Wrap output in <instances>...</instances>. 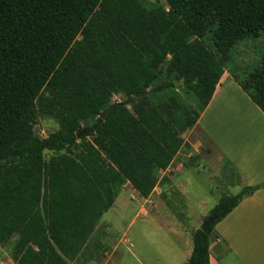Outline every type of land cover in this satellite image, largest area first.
<instances>
[{"label":"trees","instance_id":"1","mask_svg":"<svg viewBox=\"0 0 264 264\" xmlns=\"http://www.w3.org/2000/svg\"><path fill=\"white\" fill-rule=\"evenodd\" d=\"M198 3L147 11L142 0H0V245L17 264H86L90 245L103 247L87 227L85 189L110 209L127 183L148 198L170 181L161 174L192 148L183 134L233 49L264 34V0H217L210 13ZM233 75L264 112V53L253 72ZM182 79L195 106L175 89ZM113 95L124 99L107 105ZM32 107L59 124L47 138L25 119ZM46 150L61 154L47 164ZM260 188L221 196L186 264H211L216 225Z\"/></svg>","mask_w":264,"mask_h":264},{"label":"rangeland","instance_id":"2","mask_svg":"<svg viewBox=\"0 0 264 264\" xmlns=\"http://www.w3.org/2000/svg\"><path fill=\"white\" fill-rule=\"evenodd\" d=\"M142 1L147 11L154 10L159 3L164 2V0ZM216 4L217 0H199L197 7L203 12L210 13L215 9ZM88 36L86 29L79 34V38ZM263 53L264 34L260 38L237 44L233 49L232 62L227 69L232 68L231 72L243 79L246 74L253 72L259 66ZM50 86L51 83L47 85V89ZM185 86V80L182 79L176 82L175 89L185 103L195 106L196 103L189 97L190 93L187 94ZM123 99L122 95H113L106 104ZM34 112L32 107L25 119L40 137L47 138L59 128L55 119L39 118ZM196 125L188 129L183 137L186 139L195 136L199 141L197 150L184 149L178 153L172 165V174H177L176 186L170 180L163 188L157 187L153 196L147 201L142 200L130 184L127 187L125 185L110 209L98 191L86 189L83 191L82 198L89 202V205L86 203L87 206H83V209L89 215L86 219L90 236L93 238L92 243L103 245L99 250L95 249L94 244L90 245L89 253L85 257L88 259L86 264H92L93 260V264H169L171 261L169 234L159 229L151 220L165 217L169 211L176 215L175 211H177L184 214L185 224L190 221L201 228L205 223L204 218L197 223L194 221L199 214H207L220 195L239 192L235 186L240 185V175L227 164L221 152ZM59 154L61 153L46 150L47 164L53 156ZM168 201H171L174 209L168 206ZM142 203L148 206L149 212L159 214L144 215L146 208L141 213ZM158 224L163 223L159 221ZM125 238L133 243V247L129 244L127 246L122 241ZM3 262L5 263V259L0 254V264H4Z\"/></svg>","mask_w":264,"mask_h":264},{"label":"crops","instance_id":"3","mask_svg":"<svg viewBox=\"0 0 264 264\" xmlns=\"http://www.w3.org/2000/svg\"><path fill=\"white\" fill-rule=\"evenodd\" d=\"M196 126L208 136L216 149L221 152L222 158L230 161L231 166L240 175V185L235 186L239 192L231 195L240 193L245 186H261L254 194L245 197L216 225L215 233L218 237L211 240L210 263L264 264V112L243 89L231 71L226 69L211 102L201 114ZM185 140L192 149L197 150L199 141L195 136H189ZM172 165L162 172L161 176L169 177L176 186L177 174H172ZM127 186L129 183L125 187ZM135 192L142 200L147 201L154 193L148 198H143L136 190ZM182 194L185 196L183 192ZM221 196L209 208L207 214H199L194 221L197 223L205 219ZM145 208L144 215L159 214L149 212L148 206L143 203L141 213ZM187 218L189 220V217ZM159 221L163 224H158ZM151 222L169 234L171 246L169 264H186L193 252V232L200 227L190 221L185 224V221H181L170 211L165 217L153 218ZM122 241L127 246L129 244L133 247L129 239L125 238ZM0 254L5 259L4 264H17L12 257L11 246L0 245ZM91 262L93 264L94 260Z\"/></svg>","mask_w":264,"mask_h":264},{"label":"water","instance_id":"4","mask_svg":"<svg viewBox=\"0 0 264 264\" xmlns=\"http://www.w3.org/2000/svg\"><path fill=\"white\" fill-rule=\"evenodd\" d=\"M211 225H212V219H208L203 226L201 227V230L204 231L207 234H210L211 231Z\"/></svg>","mask_w":264,"mask_h":264}]
</instances>
